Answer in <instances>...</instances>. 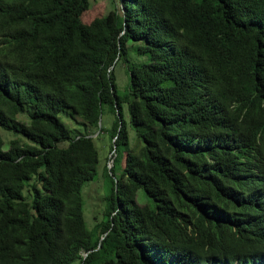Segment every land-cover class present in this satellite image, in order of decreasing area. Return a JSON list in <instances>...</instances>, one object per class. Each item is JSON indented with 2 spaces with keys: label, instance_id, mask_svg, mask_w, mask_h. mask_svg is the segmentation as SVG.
Listing matches in <instances>:
<instances>
[{
  "label": "trees",
  "instance_id": "16d2710c",
  "mask_svg": "<svg viewBox=\"0 0 264 264\" xmlns=\"http://www.w3.org/2000/svg\"><path fill=\"white\" fill-rule=\"evenodd\" d=\"M117 1L0 0V264H264V0Z\"/></svg>",
  "mask_w": 264,
  "mask_h": 264
},
{
  "label": "rangeland",
  "instance_id": "374dc122",
  "mask_svg": "<svg viewBox=\"0 0 264 264\" xmlns=\"http://www.w3.org/2000/svg\"><path fill=\"white\" fill-rule=\"evenodd\" d=\"M89 8L86 12L82 15V22L84 24H89L95 18L101 17L105 13H108L112 10H115V7L118 9L121 8L120 3L117 0H88ZM85 14V16H84ZM128 53H129V63L131 65L138 66L143 63H148L149 60L147 57H140L136 54L133 44L128 42ZM114 76L116 79L117 85V95L122 96L125 91H127L129 87V74L127 72V68L123 62H118L114 67ZM122 115L124 121L128 125V112L126 104H122ZM114 120V116L109 112L108 106H102L101 116L98 123L99 130L92 136L94 146L98 152V165H97V177L95 181L99 179L102 180L103 183L107 186V180L104 174V167H112V155L111 153V144L112 141L109 136V130L111 128L112 121ZM64 124L70 128H78L73 122H70L67 119H63ZM102 129V131H100ZM1 135L3 136L6 143L14 138L13 133L8 131H4L3 129L0 130ZM130 140L133 139V132L129 129ZM7 145V144H6ZM66 143H63L61 146L64 147ZM111 157V158H110ZM110 165V166H109ZM122 165L121 163H117L114 166V179L119 178V174L121 172ZM89 182L84 185L81 191V195L83 198V214L84 220L87 227L90 229L93 226V217L98 213H102L103 210V186L101 181L95 183ZM92 184V185H91ZM91 185V186H90ZM90 186V187H89ZM88 188V189H87ZM137 202L140 204H145V197L141 194H137ZM147 202V199H146ZM151 204V202H149ZM98 220L101 219L98 217Z\"/></svg>",
  "mask_w": 264,
  "mask_h": 264
},
{
  "label": "water",
  "instance_id": "95a60500",
  "mask_svg": "<svg viewBox=\"0 0 264 264\" xmlns=\"http://www.w3.org/2000/svg\"><path fill=\"white\" fill-rule=\"evenodd\" d=\"M113 161V160H112ZM110 166V165H109ZM108 169L110 170V167H108ZM100 246H98V248H99Z\"/></svg>",
  "mask_w": 264,
  "mask_h": 264
},
{
  "label": "clouds",
  "instance_id": "9594fccd",
  "mask_svg": "<svg viewBox=\"0 0 264 264\" xmlns=\"http://www.w3.org/2000/svg\"><path fill=\"white\" fill-rule=\"evenodd\" d=\"M111 158V157H110Z\"/></svg>",
  "mask_w": 264,
  "mask_h": 264
}]
</instances>
